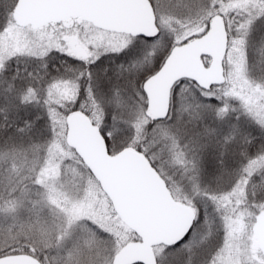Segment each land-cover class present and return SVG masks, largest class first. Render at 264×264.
<instances>
[{"label":"snow or ice","instance_id":"snow-or-ice-1","mask_svg":"<svg viewBox=\"0 0 264 264\" xmlns=\"http://www.w3.org/2000/svg\"><path fill=\"white\" fill-rule=\"evenodd\" d=\"M0 264H264V0H0Z\"/></svg>","mask_w":264,"mask_h":264}]
</instances>
